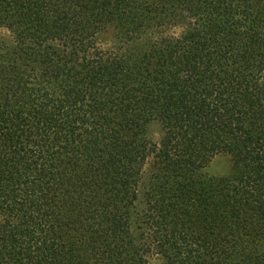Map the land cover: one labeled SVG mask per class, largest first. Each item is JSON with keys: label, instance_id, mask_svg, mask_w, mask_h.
Here are the masks:
<instances>
[{"label": "trees", "instance_id": "16d2710c", "mask_svg": "<svg viewBox=\"0 0 264 264\" xmlns=\"http://www.w3.org/2000/svg\"><path fill=\"white\" fill-rule=\"evenodd\" d=\"M1 30L0 264H264V0H0Z\"/></svg>", "mask_w": 264, "mask_h": 264}, {"label": "rangeland", "instance_id": "374dc122", "mask_svg": "<svg viewBox=\"0 0 264 264\" xmlns=\"http://www.w3.org/2000/svg\"><path fill=\"white\" fill-rule=\"evenodd\" d=\"M1 34H6L5 31H0ZM231 169V159L228 156H219L213 160V162L208 167V172L217 177L226 175ZM150 264H161L158 259L152 260Z\"/></svg>", "mask_w": 264, "mask_h": 264}]
</instances>
